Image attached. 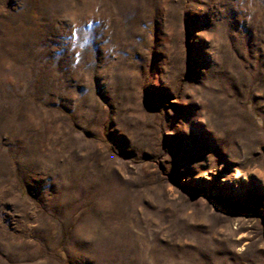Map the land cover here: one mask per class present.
I'll list each match as a JSON object with an SVG mask.
<instances>
[{"label": "rangeland", "instance_id": "obj_1", "mask_svg": "<svg viewBox=\"0 0 264 264\" xmlns=\"http://www.w3.org/2000/svg\"><path fill=\"white\" fill-rule=\"evenodd\" d=\"M0 264H264V0H0Z\"/></svg>", "mask_w": 264, "mask_h": 264}]
</instances>
